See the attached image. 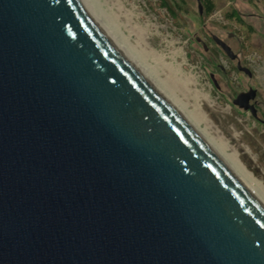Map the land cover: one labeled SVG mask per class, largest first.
<instances>
[{
  "label": "water",
  "instance_id": "1",
  "mask_svg": "<svg viewBox=\"0 0 264 264\" xmlns=\"http://www.w3.org/2000/svg\"><path fill=\"white\" fill-rule=\"evenodd\" d=\"M0 264H264V208L82 0H0Z\"/></svg>",
  "mask_w": 264,
  "mask_h": 264
},
{
  "label": "rangeland",
  "instance_id": "2",
  "mask_svg": "<svg viewBox=\"0 0 264 264\" xmlns=\"http://www.w3.org/2000/svg\"><path fill=\"white\" fill-rule=\"evenodd\" d=\"M82 1L208 141L264 190V124L233 103L239 93L256 89L264 118V0H213L217 10L208 17L200 0H166L181 20L159 0ZM227 11L240 22L226 19ZM214 36L237 58L230 59Z\"/></svg>",
  "mask_w": 264,
  "mask_h": 264
},
{
  "label": "bare ground",
  "instance_id": "3",
  "mask_svg": "<svg viewBox=\"0 0 264 264\" xmlns=\"http://www.w3.org/2000/svg\"><path fill=\"white\" fill-rule=\"evenodd\" d=\"M84 3V2H83ZM85 4V3H84ZM88 11L100 27V29L104 32L106 37L110 40V42L122 53L141 73V75L146 78L148 82H150L155 89L164 97L181 115L184 119L190 124L192 129L202 138L204 142L212 149V151L217 155V157L226 165V167L233 173V175L238 179V181L246 188V190L260 203V205L264 208V190L260 188V186L256 185V182L250 176H247V172L241 167V165L234 159H229L226 155L217 149L215 145H213L208 138H206L198 129L195 127L193 122H191L185 114L173 103V101L164 93V91L158 86V84L152 79H149L145 69L140 65L138 61L128 52V50L118 42L116 37L111 34V31L104 26V24L94 15L89 5L85 4Z\"/></svg>",
  "mask_w": 264,
  "mask_h": 264
},
{
  "label": "trees",
  "instance_id": "4",
  "mask_svg": "<svg viewBox=\"0 0 264 264\" xmlns=\"http://www.w3.org/2000/svg\"><path fill=\"white\" fill-rule=\"evenodd\" d=\"M160 6L166 9V12L172 17H175L177 20H181V16L176 14L175 9L169 6L166 0H159ZM203 6V13L206 17L211 15L217 10L216 4L213 0H200ZM177 8L181 9V7L177 6ZM225 18L231 21L240 22L241 18L235 14V11H227L225 13ZM205 47V46H204ZM205 49V48H204Z\"/></svg>",
  "mask_w": 264,
  "mask_h": 264
},
{
  "label": "flooded vegetation",
  "instance_id": "5",
  "mask_svg": "<svg viewBox=\"0 0 264 264\" xmlns=\"http://www.w3.org/2000/svg\"><path fill=\"white\" fill-rule=\"evenodd\" d=\"M200 42H202L201 40H199ZM203 44L205 45V43L203 42ZM207 48V47H206ZM251 103L253 104L254 103V105H255V107H256V111H257V116L258 117H256L261 123H263L264 124V118H262L260 115H259V112H260V109L256 106V102H255V100L254 101H252L251 100ZM252 112V111H251ZM254 116V115H253Z\"/></svg>",
  "mask_w": 264,
  "mask_h": 264
}]
</instances>
